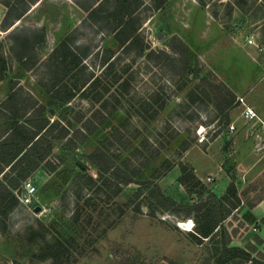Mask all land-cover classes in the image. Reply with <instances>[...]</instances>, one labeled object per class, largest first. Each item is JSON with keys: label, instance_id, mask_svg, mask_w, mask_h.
<instances>
[{"label": "rangeland", "instance_id": "obj_1", "mask_svg": "<svg viewBox=\"0 0 264 264\" xmlns=\"http://www.w3.org/2000/svg\"><path fill=\"white\" fill-rule=\"evenodd\" d=\"M100 1L38 0L28 3L27 12L14 22L22 5L0 0V57L6 74L0 81V144L17 136L15 124L29 134L37 132V105L45 108L50 124L56 122L51 136L69 127L68 136L53 142L43 161L6 148L0 186L15 197L22 182H32L42 211L34 214L16 197L9 207L6 202L0 206V264H48L35 259L34 242H40L42 227L49 229L47 242L59 239L57 232L60 239L78 242L70 249L77 257L74 264H124L122 258L129 264H250L228 258L224 250L244 251L264 262V236L242 219L244 210L264 199V169L262 177L237 178V166L247 171L264 156L238 101L242 98L264 120V0H135V28L148 48L144 55L155 52L151 60L124 50L111 34L119 27L113 4H102L101 12L88 16L85 10ZM6 3L12 15L7 16ZM68 36L80 59L87 51L84 63L96 75L104 57L113 55L116 64L88 97L75 94L62 104L49 91L66 97L63 84L52 89L55 77L63 78L62 70L49 67L45 59ZM73 72L64 77L67 87ZM115 76L119 83L129 81L125 98L118 97V83L106 85ZM96 95L99 101L93 100ZM104 103L107 110H102ZM93 116L98 126L84 138L82 124L89 125ZM187 143L198 148L185 159ZM98 149L108 156L100 170L89 161ZM149 152L158 155L139 175L128 176L131 183L119 185L113 197L118 182L113 174L137 170ZM243 157L248 160L238 164ZM76 161L87 170L82 172ZM181 166L215 179L201 181L193 172L199 183L188 179L181 184ZM20 176L25 179L19 181ZM12 179L18 184L10 185ZM231 183L236 193L228 188ZM88 197L94 211L85 205ZM76 209L81 218L74 225L70 218ZM88 216L92 220L86 225ZM213 227L209 237L198 236ZM116 246L122 250L113 259L109 253Z\"/></svg>", "mask_w": 264, "mask_h": 264}, {"label": "trees", "instance_id": "obj_2", "mask_svg": "<svg viewBox=\"0 0 264 264\" xmlns=\"http://www.w3.org/2000/svg\"><path fill=\"white\" fill-rule=\"evenodd\" d=\"M28 1L29 2H26L25 0H15V2L20 3L22 5L23 10H21V12L14 14V17H13L14 22L21 20L22 16L27 12L28 3L37 2L38 0H28ZM164 1L165 0H158V3L161 4ZM109 2L111 3V5L113 4L114 7L116 8L115 13L117 15L116 14L115 15L117 17V21L119 20L117 22L119 27L112 30L111 34H113L115 39L119 42L121 48H123L124 50L126 49L129 51H134L137 57L145 56L144 57L145 59L151 60L155 56V52L150 51L148 54L144 55V51L148 48L144 45L143 39H141L140 35L138 34L135 28V24H136V19H135L136 16L134 15L135 14V6H134L135 0H101L99 4L95 2V4H93L91 8L86 9L85 12L91 18L92 16H95L96 14L101 12L100 8L102 4H105V3L108 4ZM5 6L8 9L7 16L12 15L13 9L11 8V6L8 3H6ZM12 25L13 23H10L7 28L11 27ZM16 30L17 28H14L13 32ZM18 31H21V30H18ZM121 34L124 36L123 39H119V36H121ZM86 53L87 51H84L82 53L83 56L85 55L84 56L85 59L88 57ZM85 59L83 60L80 59L78 57V54H76L75 48H74V41L71 39V36H68L66 39H64L47 56L45 60L48 62V66L56 67V69L62 70V73H63V78L61 80L55 77L56 80H54L55 83L52 85V89H55L58 85L63 84L61 86L66 89V92L64 94H67L66 97L62 100L59 97L56 98L54 95V94H59V92L61 91L49 90L50 92H53L50 95L54 101L58 103L66 104V103H69V101L74 98L75 94H78L79 96H82L84 98L88 97L87 92L89 90H93V88H95L96 85L100 84L101 76L103 75L106 76L107 74L112 73V71H114L115 64H116L115 63L116 57L114 58L113 55L104 57L102 60V70L100 74L96 75L95 73L91 71V69L89 70L90 67L86 64V62L84 63ZM3 67H4V62H3V59L0 57V69H1L0 81L6 78L5 70ZM71 71H74L70 78L72 84L70 83V85H68L69 87H67L66 85L67 82L63 83V81L65 79L64 77ZM115 77L116 78L114 82H111V84L110 82L109 84L106 83V85L110 87L112 86L113 83L114 84L118 83L119 87H121L122 89L121 90L122 94H118V97L119 98L121 97V99L125 98L126 97L125 95L128 93L127 90L130 87L129 81L123 80L122 83H119L118 81H120L121 79L120 76H115ZM99 98L100 96L96 95L93 97V100L99 101ZM11 99L12 97L10 94V97H8L5 102L6 103L9 102L11 101ZM158 99L159 98H156L155 103H157ZM63 101H66V102H63ZM115 101L116 103L120 102L118 98H115ZM37 107H39L38 108L39 113L36 116L37 118H39V120L38 122H36L37 127L35 128L37 129V132L29 134L24 129L23 125L15 124V129H16L15 131L17 132V136L10 141L2 142L0 144V160L6 159L4 156V153L6 151V148L10 146L12 148H19L21 151L24 152V155L25 154L26 156L30 155L33 157L34 160L43 161L50 154L53 142L60 141L64 139L66 136H68V129H67L69 128L68 126H61L60 130L58 131L59 133L56 136L55 135L51 136V133H52L51 128L56 124V122L54 121L50 124L48 120L44 118L45 108L42 105H37ZM147 109L152 110L151 106H148ZM102 110H107V106H105V103L102 104ZM223 111H224V107L220 110V112L222 113ZM156 114L157 113L155 112L153 116ZM95 117L96 116H93L92 120L86 121L87 124L89 125L83 126L82 124L81 130L84 132V138H86L88 135H91L96 130L98 124L93 122ZM103 120H104V117H101L100 123H102ZM116 135L121 136L120 131H117ZM113 138L114 136L112 135V139ZM189 147L190 145L188 143L185 144L183 148V152L186 151ZM157 155H158V152L156 153L149 152V154L148 153L145 154L144 160H143L144 163L140 164L137 170H134V169L131 170L129 168H125V171L127 173L125 174L119 173L118 175L113 174L115 176V179L118 181L117 186H115V190L112 193L113 197H116L120 193V189L118 187L119 185H121L122 183H131V180L128 178V176L139 175L140 170L148 166L151 163V161L157 157ZM106 159H108V156L106 155V152L104 151V149H98L89 157L90 163L93 166H95L98 170L102 168L101 167L102 161L104 162ZM32 168L34 169L35 167H32ZM51 170L54 171L55 168H51ZM81 171L84 172L83 170ZM186 171H188L190 174L186 175ZM193 172H194V169L192 167L181 166V173L184 178L182 179L180 183L184 184V182L188 181V179L191 181H197ZM18 179L19 181H23L25 179V176H20ZM233 180L234 178H231V181ZM197 182L199 183V181ZM9 183L10 185L16 184V183L18 184V182H16V180L14 179H12ZM152 183L153 182H147L146 185L148 187L153 186ZM0 187L2 188L0 189V206L6 202V207H9L14 202H16V198L14 197V195H12V193L10 192L8 188H4L2 186ZM228 188H230V190L236 193L235 187L232 183L229 185ZM90 201L91 199L90 197H88L86 199L85 205L86 207H93L92 211H94L96 205L91 204ZM75 206L77 208L78 203H76ZM192 207H194V204H192ZM200 207H203V206H195V208H200ZM80 218H81L80 211L76 209V211L72 214L70 221L72 222V224L77 225L79 224ZM91 220H92V217L88 216L86 225H89ZM1 226H3L2 223H1ZM53 227L55 228V226ZM213 229H215V227L211 229L205 228V230H203L201 233H198V236L202 238H207L212 234ZM48 231L49 229L47 227H42L40 231L41 233H38V238L41 240L40 242H34L35 245L38 247L37 248L38 256H36L35 259L41 261V263H48V264H74L77 260V257L72 256L70 249L72 247L74 248L78 247L79 245L78 242H76L74 239H70V240L60 239V233L57 231H56L58 233L57 237L59 239L55 238L52 241L47 242L45 239V235L50 233ZM83 244L89 245L90 243L84 240ZM121 250L122 249L120 246H116V248L110 250L109 256L113 259L120 257L119 255L121 253ZM224 251L226 252V256H228V258L230 259L242 258L243 260L248 261L250 264H264V262L262 261H258V260L250 258V256L244 251L235 250L233 253L230 252L229 250H224ZM122 261H124V264H129L128 259L122 258ZM169 263L176 264L173 262H169Z\"/></svg>", "mask_w": 264, "mask_h": 264}, {"label": "built area", "instance_id": "obj_3", "mask_svg": "<svg viewBox=\"0 0 264 264\" xmlns=\"http://www.w3.org/2000/svg\"><path fill=\"white\" fill-rule=\"evenodd\" d=\"M248 43L250 44V43H252V41L249 40ZM238 101H239L240 105L243 107L242 116H243L244 120L247 123H250L251 127H253L254 131L256 132L255 136L259 140L257 142V147L260 149H263L264 148V120L261 119L257 115V113L253 110V108L248 106L243 101L242 98H239ZM229 129L231 131H233L234 126L230 125ZM206 181L211 182L212 179L206 178ZM15 197L17 198V200L19 201L21 206L27 208L30 211H32L33 208L38 206L36 187L32 182H30L28 180L22 182L19 192L15 193ZM193 227L194 226L192 224V228ZM192 228H191V230H192Z\"/></svg>", "mask_w": 264, "mask_h": 264}, {"label": "crops", "instance_id": "obj_4", "mask_svg": "<svg viewBox=\"0 0 264 264\" xmlns=\"http://www.w3.org/2000/svg\"><path fill=\"white\" fill-rule=\"evenodd\" d=\"M193 148H198V147H190L185 152V155H184L185 159H186V156L188 155V153ZM242 160H239L238 164L240 162H244L245 160H248V157H247V159L245 157H243ZM193 169H194L196 177L198 179H201V181H203L205 178H210L209 176L213 177L212 175L198 176L196 174V169L194 167H193ZM263 169H264V156H261L260 158H258L255 161H253L252 166L250 168H248L247 171H243L242 172V171L239 170V167L237 166V178L238 179H240V178H242V179H246L247 178L248 179L249 177L254 178V177L260 176V174L263 172L262 171ZM260 177H262V176H260ZM211 179L213 181V179H215V178L213 177ZM242 219H243V222L245 223L246 226H251L252 224H255L256 227L253 228V232H256L259 235H263L264 236V223L262 221V220H264V199H261L256 205H254L250 209H247L246 212L244 210V212H242Z\"/></svg>", "mask_w": 264, "mask_h": 264}, {"label": "water", "instance_id": "obj_5", "mask_svg": "<svg viewBox=\"0 0 264 264\" xmlns=\"http://www.w3.org/2000/svg\"><path fill=\"white\" fill-rule=\"evenodd\" d=\"M76 164H77V166H79L82 170H87V166L84 164V163H82L81 161H76ZM42 211V207H40V206H36L35 208H33V210H32V212L34 213V214H38V213H40Z\"/></svg>", "mask_w": 264, "mask_h": 264}]
</instances>
